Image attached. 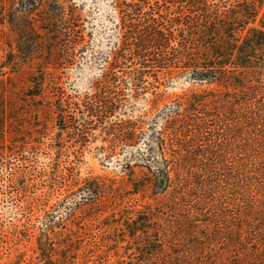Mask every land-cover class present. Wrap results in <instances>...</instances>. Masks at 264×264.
<instances>
[{
    "label": "trees",
    "instance_id": "1",
    "mask_svg": "<svg viewBox=\"0 0 264 264\" xmlns=\"http://www.w3.org/2000/svg\"><path fill=\"white\" fill-rule=\"evenodd\" d=\"M82 5L76 0H0V26L7 25L15 38L0 75L18 71L19 58L34 57L36 69L28 80L38 91L31 95L42 94L45 81L53 85L54 160L62 150L58 132L82 145L88 132L100 127L106 143L100 149L126 177L129 195L147 192L158 200L178 187L172 211L187 205L188 216L182 234L173 237L172 222L155 226L160 219L155 204L102 209L104 199L116 192L110 179L54 182L66 193L43 204L38 264H70L62 262L69 243L56 242L54 236L61 235L63 224L74 232L73 215L89 207L100 209L88 220L115 217L106 226L123 233L104 241L115 246L108 250L107 264H129L125 259L133 264H264V0H110L106 17L113 42L98 53L92 51L87 31L92 20L82 15ZM94 53L103 65L89 83L90 92L56 89L77 56L82 60ZM160 74L163 80L209 89L191 93L181 111L164 105L149 117L132 118L116 90L137 97L146 90L145 78L160 83ZM151 86H156L153 81ZM9 149L14 152L16 146ZM73 163L56 170L67 173ZM27 173L25 168L15 175L20 193L26 192L22 178ZM104 253L96 250L94 258Z\"/></svg>",
    "mask_w": 264,
    "mask_h": 264
},
{
    "label": "rangeland",
    "instance_id": "2",
    "mask_svg": "<svg viewBox=\"0 0 264 264\" xmlns=\"http://www.w3.org/2000/svg\"><path fill=\"white\" fill-rule=\"evenodd\" d=\"M76 1L83 3L82 15L92 20L91 26L87 24L92 51L108 49L113 42L111 26L106 17L111 11L110 0ZM14 40L12 30L7 25H1L0 63L5 58L9 43L14 47ZM97 53L82 60L77 56V63L64 70V77L58 85H54L56 89L63 88L64 92L75 95L90 92L89 83L100 75L103 65L100 58H97ZM19 59L22 61L18 71L8 72L6 69L4 70L6 73L0 75V264H38L37 227L40 226L38 217L43 213V204L49 205L61 199L66 191L63 188H56L54 182L67 185L72 177L78 180L96 176L110 179L117 185L116 192L113 197L104 199L102 209L110 211L119 204L129 209H143L144 205L155 204L154 212L160 218L155 222V226L167 227L168 222H172L170 228L175 229L172 236L181 235L183 231L181 223L183 224V220L188 216L189 206H181L178 208L179 211H172V207H177L175 197H178L180 189L178 187L171 189L158 200L152 199L147 192L129 195L126 177H122L116 162L111 158L112 161L107 159V153L100 149L101 146H106L102 140L100 127L95 126L89 131L82 145L74 142L69 134L58 132L60 140L56 144L62 146V150L56 153L57 159L54 160L55 153L51 144L57 129L54 102L51 98L53 85L50 81H45L42 84V94L31 95L38 91L35 81L31 83L28 80L30 73L36 69V60L34 57ZM116 75L120 79L123 78L121 71L116 72ZM158 80L160 83L145 78L146 90L137 97H131L129 91L115 89L122 98L123 109L132 118L141 115L142 117L146 115L144 118L149 117L164 105H174L181 111L184 101L191 93L209 89L206 85L163 80L162 74L158 75ZM152 81L155 87L151 86ZM205 94L208 95L209 92L206 91ZM195 108L198 114L204 111L201 107ZM10 146H16V150L10 152ZM72 161L74 163L67 173L56 170H63L64 164ZM25 168L28 169V173L22 180L26 183V192L20 193L15 183V175ZM49 170L51 177H48ZM136 170L138 172V169ZM138 173L137 176L140 175ZM116 197L119 200L115 199ZM25 201H27L25 206L20 208ZM98 209L100 207H89L75 215L72 214L71 223L76 225V230L71 233L70 225L63 224L61 235L54 236L56 242L69 243L68 248L62 252L65 254L63 263H108L110 255L108 250L115 246L109 247L104 241L123 237V233L118 229L110 231L107 228L106 224L114 221L115 217H106L102 222L88 220L87 216L93 215ZM74 249L78 251L74 252ZM96 250H105V253L94 258ZM125 261L133 264V261L126 259ZM149 264L161 263L152 260Z\"/></svg>",
    "mask_w": 264,
    "mask_h": 264
}]
</instances>
